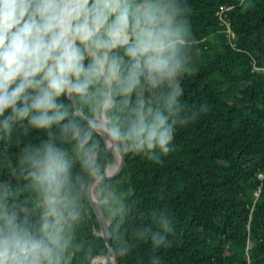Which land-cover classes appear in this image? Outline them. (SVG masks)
I'll return each mask as SVG.
<instances>
[{
  "label": "clouds",
  "instance_id": "1",
  "mask_svg": "<svg viewBox=\"0 0 264 264\" xmlns=\"http://www.w3.org/2000/svg\"><path fill=\"white\" fill-rule=\"evenodd\" d=\"M196 43L187 0H0V264H163L170 212L116 177L205 111Z\"/></svg>",
  "mask_w": 264,
  "mask_h": 264
},
{
  "label": "trees",
  "instance_id": "2",
  "mask_svg": "<svg viewBox=\"0 0 264 264\" xmlns=\"http://www.w3.org/2000/svg\"><path fill=\"white\" fill-rule=\"evenodd\" d=\"M187 17L197 43L184 98L205 111L159 161L127 155L116 179L170 212L163 264H264V0H187ZM96 226L93 215L85 233ZM96 249L108 256L105 241Z\"/></svg>",
  "mask_w": 264,
  "mask_h": 264
},
{
  "label": "water",
  "instance_id": "3",
  "mask_svg": "<svg viewBox=\"0 0 264 264\" xmlns=\"http://www.w3.org/2000/svg\"><path fill=\"white\" fill-rule=\"evenodd\" d=\"M125 166H126V157L124 158V160H123V162H122V167H121V171H120L119 176L122 174V172H123ZM119 176H118V177H119ZM118 177H116V178H118ZM105 243H106V246H107L108 249H109L110 246H113V241H107V242H105ZM106 259H108V256H107L105 259H101V261H104V264H105V260H106Z\"/></svg>",
  "mask_w": 264,
  "mask_h": 264
},
{
  "label": "bare ground",
  "instance_id": "4",
  "mask_svg": "<svg viewBox=\"0 0 264 264\" xmlns=\"http://www.w3.org/2000/svg\"><path fill=\"white\" fill-rule=\"evenodd\" d=\"M99 264H104V261H101V260H100V261H99Z\"/></svg>",
  "mask_w": 264,
  "mask_h": 264
},
{
  "label": "built area",
  "instance_id": "5",
  "mask_svg": "<svg viewBox=\"0 0 264 264\" xmlns=\"http://www.w3.org/2000/svg\"><path fill=\"white\" fill-rule=\"evenodd\" d=\"M223 14H224V13H222V15H223ZM228 33H231V32H230V30H229V32H228Z\"/></svg>",
  "mask_w": 264,
  "mask_h": 264
},
{
  "label": "rangeland",
  "instance_id": "6",
  "mask_svg": "<svg viewBox=\"0 0 264 264\" xmlns=\"http://www.w3.org/2000/svg\"><path fill=\"white\" fill-rule=\"evenodd\" d=\"M243 1H245V0H243Z\"/></svg>",
  "mask_w": 264,
  "mask_h": 264
}]
</instances>
